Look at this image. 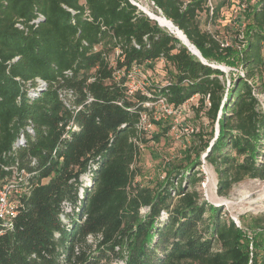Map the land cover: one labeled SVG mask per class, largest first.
<instances>
[{"label":"trees","instance_id":"trees-1","mask_svg":"<svg viewBox=\"0 0 264 264\" xmlns=\"http://www.w3.org/2000/svg\"><path fill=\"white\" fill-rule=\"evenodd\" d=\"M150 1L208 63L243 74L227 83L130 0H0V190L9 186L16 200L11 227L0 225V264H264L260 219L250 240L195 187L202 153L221 195L244 178L264 179L255 94L264 90L255 81L264 74V0L240 8L239 48L203 27L202 12L214 25L227 0H214L211 13L206 0ZM158 61L165 83L128 92L127 74ZM35 78L47 85L30 95L24 84ZM194 96L209 130L192 133L184 160L142 183L140 146L171 127L145 103L163 98L176 110ZM142 114L158 128L150 135L138 127ZM29 124L33 133L14 144ZM88 171L91 185L81 188Z\"/></svg>","mask_w":264,"mask_h":264},{"label":"rangeland","instance_id":"rangeland-1","mask_svg":"<svg viewBox=\"0 0 264 264\" xmlns=\"http://www.w3.org/2000/svg\"><path fill=\"white\" fill-rule=\"evenodd\" d=\"M137 2L144 10L151 11L163 15L160 10L156 9L150 0H133ZM220 1V0H215ZM203 27L209 30H217L218 37H220L224 44H233L237 48L240 47L239 42L244 41L242 38H237L236 31L242 25L244 27V20L242 17L241 9L230 3L227 0L226 5L220 11V17L217 22L213 25L209 20L206 19L205 13L202 12ZM167 28L165 26H162ZM241 27V29H242ZM169 29V28H167ZM175 33L174 30L170 29ZM196 52L205 59L198 50ZM264 52V49H263ZM214 63V62H213ZM225 71L227 76V83L229 81V75L232 74H243V68L237 65L228 64L226 61L216 62ZM128 82V85L133 89H144V86L148 84V81L154 83H165L163 62L158 61L154 64L153 68L137 67L135 72H132ZM147 78V79H146ZM255 81L264 84V74L262 80L256 78ZM261 81V82H260ZM147 87V86H145ZM256 96L260 101V106L264 109V90L256 91ZM154 104V110L152 117L163 118V121L170 123L171 127L167 132L166 136L161 137L159 141L150 140L147 143L141 145L140 156L137 162V171L141 173V176L137 179H141L142 183H148L150 180L159 176L160 178L164 175L161 169L167 162L175 161L178 163L184 160V150L188 148V145L193 143L192 133L209 130V124L207 120L202 116L196 114L192 106L197 104V96L192 97L181 105L178 109L172 110L169 106L162 103L159 99L155 102H147L145 105L151 107ZM150 117L146 115L144 122L142 123V129L147 135L151 132L156 131L158 128L156 125L150 122ZM214 133L211 140L217 137L216 134V123L214 124ZM206 153H202L200 156L201 164L196 166L201 174L202 181L199 182L195 187L200 192L202 198L219 207L220 214L224 218H231L247 235L248 239H252L255 236L256 230H259L256 223L260 219L261 224H264V179L258 178H244L242 181L234 184L226 194H219L217 192V175L209 163L205 161ZM263 160V159H262ZM81 188L84 186L91 185L90 172H86L80 176ZM80 189V194H81ZM14 202V200H13ZM65 212L68 213L69 217L72 214L71 207L65 204ZM145 208L141 209V212H145ZM64 223L69 221L68 216L63 217ZM258 228V229H257ZM89 241H93L91 236L88 237ZM112 264H123L122 261H116Z\"/></svg>","mask_w":264,"mask_h":264},{"label":"built area","instance_id":"built-area-1","mask_svg":"<svg viewBox=\"0 0 264 264\" xmlns=\"http://www.w3.org/2000/svg\"><path fill=\"white\" fill-rule=\"evenodd\" d=\"M213 2L214 0H206V7L209 8V12H212L213 8ZM258 0H230V3L234 6H238L239 8H244L246 7L247 4H257ZM41 17L40 14H38L37 18H33L32 20L29 21L30 24L36 26L37 23L39 22V18ZM15 26L18 27L19 29H24L25 26L21 22V19H18L15 23ZM239 38L242 37V35H238ZM136 68H134L132 71H130L127 76L129 80L131 79L132 72H135ZM129 82V81H128ZM27 87V91L30 95H35L36 93L42 91L46 87V82L43 79L40 78H35L34 81H27L24 84ZM128 92H133L136 89L131 88L128 83ZM162 103L166 105L164 102L163 98L159 99ZM146 118V114H142L140 123L138 127H142V123L144 122ZM68 128V126H67ZM25 132L32 134L33 133V127L29 124L25 126L24 131H21L15 141L14 144L19 145V144H24L25 140ZM20 178V177H19ZM11 186V185H10ZM9 186H4L3 189L0 190V225L4 228H10L12 225V217L15 215V202L16 200H9V191H7Z\"/></svg>","mask_w":264,"mask_h":264},{"label":"water","instance_id":"water-1","mask_svg":"<svg viewBox=\"0 0 264 264\" xmlns=\"http://www.w3.org/2000/svg\"><path fill=\"white\" fill-rule=\"evenodd\" d=\"M134 5H136L143 13H145L146 15H148L149 16V18L150 19H153V20H155L156 22H157V24L159 25V26H161L160 25V23L157 21V19L155 18V17H153L151 14H149L146 10H144L137 2H135V1H133V0H130ZM172 22V21H171ZM173 23V22H172ZM162 27V26H161ZM176 29H177V31H179L181 34H182V36H183V39L182 38H180L178 35H176V33H174L173 31H171L170 29H167L170 33H172L175 37H177L180 41H181V43L184 45V46H186V48L190 51V53L191 54H193V55H195L196 57H198L199 58V60L202 62V63H204V64H206V65H209V66H211V67H213V68H218V69H220V70H222V71H225L221 66H219V65H217V64H214V63H208L207 61H206V59H203L196 51H194V50H192L190 47H189V45L188 44H190L191 46H194L189 40H188V38L186 37V35L182 32V30H180L176 25L174 26ZM216 134H218V124L216 123ZM206 154H204L203 156H205Z\"/></svg>","mask_w":264,"mask_h":264},{"label":"bare ground","instance_id":"bare-ground-1","mask_svg":"<svg viewBox=\"0 0 264 264\" xmlns=\"http://www.w3.org/2000/svg\"><path fill=\"white\" fill-rule=\"evenodd\" d=\"M148 13L151 14L153 17H155L157 19V21L160 23L161 26H165V27H167L169 29L174 30L176 35H178L180 38L183 39L182 34L179 31H177V29L174 27L175 25L170 20L166 19L163 15L158 14V13H154V12H151V11H148ZM188 45H189V47L192 50L196 51V49L193 46H191L190 44H188Z\"/></svg>","mask_w":264,"mask_h":264}]
</instances>
